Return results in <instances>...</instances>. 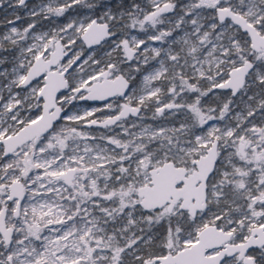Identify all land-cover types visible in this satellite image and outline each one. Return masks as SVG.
I'll use <instances>...</instances> for the list:
<instances>
[{"label": "snow or ice", "instance_id": "obj_1", "mask_svg": "<svg viewBox=\"0 0 264 264\" xmlns=\"http://www.w3.org/2000/svg\"><path fill=\"white\" fill-rule=\"evenodd\" d=\"M0 9V264H264V0Z\"/></svg>", "mask_w": 264, "mask_h": 264}, {"label": "rangeland", "instance_id": "obj_2", "mask_svg": "<svg viewBox=\"0 0 264 264\" xmlns=\"http://www.w3.org/2000/svg\"><path fill=\"white\" fill-rule=\"evenodd\" d=\"M36 2V0H29V3L30 4H32V3H35ZM11 9H9V10H7V15H8V18H12L11 17ZM20 15H24V13H23V11H21L20 13H19ZM5 15H6V13H5V11L3 10V9H0V20H3V18L5 17ZM28 21L27 20H24V21H20V22H17L18 23V25L19 24H21V23H24V24H26ZM3 29L2 28H0V31H2Z\"/></svg>", "mask_w": 264, "mask_h": 264}]
</instances>
